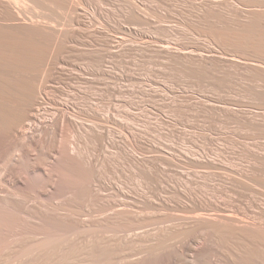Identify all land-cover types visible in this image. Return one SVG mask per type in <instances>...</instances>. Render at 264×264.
I'll list each match as a JSON object with an SVG mask.
<instances>
[{"label": "bare ground", "instance_id": "1", "mask_svg": "<svg viewBox=\"0 0 264 264\" xmlns=\"http://www.w3.org/2000/svg\"><path fill=\"white\" fill-rule=\"evenodd\" d=\"M198 1L191 25L214 60L263 83L259 107L255 94L232 112L264 130V0ZM168 2L0 0V264H264V148L240 167L192 162L203 188L174 199L152 84L114 61L182 52L155 41L154 6ZM202 53L196 68L217 63Z\"/></svg>", "mask_w": 264, "mask_h": 264}, {"label": "rangeland", "instance_id": "2", "mask_svg": "<svg viewBox=\"0 0 264 264\" xmlns=\"http://www.w3.org/2000/svg\"><path fill=\"white\" fill-rule=\"evenodd\" d=\"M178 1L171 0L172 3L168 2L170 5L168 4L169 6L166 5V7L156 3L154 6L156 14L153 16L152 24L154 26V35L156 36L155 41L159 46L164 42V45L182 52L175 54V57L167 53L164 54V49L157 46L159 51L154 50L151 53H147L140 49L134 57L126 53L114 59V61L124 65L135 64L137 76L142 84L145 80L152 84L154 94L152 133L156 157L160 160V152L164 149L168 157L174 161L172 163H175L171 166V177L168 180V189L171 191L170 196L174 197V199L179 187L182 188L184 184H188L194 191H200L203 188L202 183L207 173L205 174L203 168L194 167L192 162L213 157L224 160L231 168L233 166L240 167L239 162L249 159L248 154L263 152L262 148H264V130L248 127L246 121L249 116L244 117L241 114L240 116L242 117H235L232 112L237 106L243 109L246 105L251 104L255 94L256 100L254 99L253 102L257 104L251 105L253 108L259 107L257 96L262 92L261 85L263 83H259V81L254 79H246V74V76L242 77L241 74L244 75V73L241 72L244 71L241 70L240 72V69L238 70L236 67L235 69L234 66H231L230 61L229 64L224 59V62L220 61L221 59L214 60L217 59L214 58V55L220 52L218 51L220 48L210 43L208 36L199 34V30L194 28V26L198 25V15H200L198 9L202 3L198 0H195V2L194 0H187L190 3H185L187 2L185 0ZM213 1L219 3L220 0ZM225 2L229 3L228 0L220 1V7H223L222 5ZM196 3L200 4L197 5ZM231 5L232 3L227 6L231 8ZM224 6L227 7L226 4ZM162 14L164 18H167L162 19L165 22L160 20L161 16H163ZM229 16L228 14L226 19H229ZM159 21L164 23L159 24ZM187 26L188 28H186ZM190 28L192 30L194 28L193 32L189 30ZM164 29L166 30L164 31ZM201 35L202 37H200ZM196 48L197 51L195 50ZM210 48H214V51L217 50L218 52L216 51V53L212 50L211 54V52L209 53L211 51ZM160 50L162 53H160ZM185 51L191 57H187L186 53L184 55L183 52ZM193 52H203L202 54L209 57L211 54L213 59L212 57L210 59L217 63L205 70L202 68L198 69L195 67V63L191 62L194 66L190 63V61L197 60L192 57L196 58L197 56L199 58L198 53L193 56ZM181 55L185 57H181ZM177 56L181 58L177 59ZM183 60L187 61L184 62ZM219 61L223 63L221 64ZM193 68L197 70L196 73ZM200 73L207 75L201 76ZM125 84L126 86L130 85L129 82H125ZM142 84L140 83L139 85ZM248 97L250 100H248ZM239 121L240 123L244 122L246 126L244 123H238ZM208 172L212 174L213 169Z\"/></svg>", "mask_w": 264, "mask_h": 264}]
</instances>
